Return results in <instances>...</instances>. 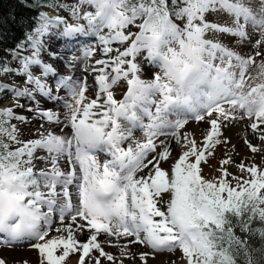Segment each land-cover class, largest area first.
Listing matches in <instances>:
<instances>
[{"label": "snow or ice", "instance_id": "snow-or-ice-1", "mask_svg": "<svg viewBox=\"0 0 264 264\" xmlns=\"http://www.w3.org/2000/svg\"><path fill=\"white\" fill-rule=\"evenodd\" d=\"M20 2L39 11L0 55V77L24 80L0 78V102L12 98L0 108V247L34 250L36 264L176 252L168 264H264V0ZM78 36L95 43L77 48ZM245 119L259 143L246 139L252 158L237 163L223 129ZM190 122L209 125L201 141Z\"/></svg>", "mask_w": 264, "mask_h": 264}, {"label": "bare ground", "instance_id": "bare-ground-1", "mask_svg": "<svg viewBox=\"0 0 264 264\" xmlns=\"http://www.w3.org/2000/svg\"><path fill=\"white\" fill-rule=\"evenodd\" d=\"M212 20H215V19H212ZM215 21H221V18L218 17V20H215ZM62 42L63 41H57V44H60ZM89 42L95 43V38L94 37L78 36L73 41H71V43L73 45H75L77 48H79L83 43H89ZM224 42L231 44V40L227 37L224 38ZM77 54H79V53H77ZM45 58L47 59V57H45ZM153 70H154V67L146 70L145 75L150 76ZM59 71L61 74H67V72H68V70L63 66V64L59 65ZM75 75L77 77H80L81 72L76 71ZM2 79L6 82H11L13 84H23V82H24L23 77H13L11 75L3 76ZM87 81L91 85L93 83L92 76L89 75L87 77ZM125 89H126L125 84H121V86L116 89L114 95L116 96L117 99H122V93L126 94ZM61 95H64V93H61ZM9 106H12V98L0 102V108L9 107ZM44 106L46 108L54 107V105L52 103H49L47 101L44 102ZM59 110L63 111V109H59ZM17 111L20 112L23 110L17 109ZM25 115L30 116L32 114L31 113H25ZM246 122H247V120L245 119L244 121H242L238 124H235V126H231V127H227V128L223 129V137L230 138L231 145H234L235 150L238 152V155L234 156V159L236 161H237V159H241V157H244L245 159H251L252 158V154L250 153L249 148L242 145L238 141L239 139L236 136H240L242 138L243 135H245L247 133L248 138L252 139L253 143H257V144L259 143V141L254 139L252 134L250 132H248L246 125L244 127V124ZM32 124H33V126H38L39 121H33ZM25 129L28 130V128H25ZM54 130L59 132L60 128L55 127ZM65 131H67V129H65ZM186 131L193 133L196 136L198 142L201 141V139H202V124L199 127H197V125L195 123L190 122L186 126ZM135 134L137 137L141 136V132L139 130H137ZM172 148H173V159H176L181 154V148L177 147L175 143L172 144ZM226 148H230V145L218 146L216 148L215 155H214V157H217V159L214 158L217 161L213 160V158H212L208 161V165H205L203 167V173L207 178H212L214 176L220 175L218 169L220 167V160L224 156ZM101 159H103V156H101ZM254 159H255V162L257 164H261L262 162H264V161H262L261 156H255ZM163 167L165 169H168L169 163H164ZM229 170L232 172L236 171L235 168H230ZM134 250L149 251V249H147L141 245H136ZM105 251L118 255V249L116 247L106 246ZM37 255L38 254L36 251L30 250L27 247H24V248L18 247V248H13L11 250H9L7 248L0 247V256L4 257L8 261V264H18L19 262L23 263L24 261H28L29 264H36ZM179 256H180V252H176L174 254H168V253L156 254L155 258L149 259L147 264H168V261H170V260L176 261V258ZM77 259H78V257L76 255H72L70 257V259L67 261V264H76ZM124 264H132V262L125 259ZM135 264H141V261L136 260ZM177 264H180V262H177Z\"/></svg>", "mask_w": 264, "mask_h": 264}, {"label": "trees", "instance_id": "trees-1", "mask_svg": "<svg viewBox=\"0 0 264 264\" xmlns=\"http://www.w3.org/2000/svg\"><path fill=\"white\" fill-rule=\"evenodd\" d=\"M27 2L31 3L32 0H27ZM38 11L39 9L25 7L20 0H0V33L3 34L0 38V55L5 54L3 49H11L23 39L25 28L31 27L33 23L30 18L36 16ZM10 17H15V20ZM253 246L260 247L261 245L258 240H253Z\"/></svg>", "mask_w": 264, "mask_h": 264}, {"label": "rangeland", "instance_id": "rangeland-1", "mask_svg": "<svg viewBox=\"0 0 264 264\" xmlns=\"http://www.w3.org/2000/svg\"><path fill=\"white\" fill-rule=\"evenodd\" d=\"M50 14H52V13H50ZM59 14H61V15H67V13L66 12H63V13H59ZM215 19V20H218V17H210L209 19ZM216 22H221V21H216ZM0 78H3V76L2 77H0ZM247 124H248V121L244 124V127H245V125L247 126ZM45 127H48V125L47 124H45ZM209 127V125H207V124H202V130L203 129H207ZM24 131L27 133L28 132V130H26V129H24ZM239 140V142L242 144V145H244V146H246V144H245V140L246 139H249L248 138V136L246 135H243V137L241 138L240 136H236ZM250 137V136H249ZM29 138V136L26 134L25 136H24V139H28ZM251 138V137H250ZM254 138V137H253ZM255 139V138H254ZM249 140H252V139H249ZM258 141V140H257ZM252 143H253V141H252ZM254 144H257V143H254ZM247 147V146H246ZM239 157V156H238ZM214 158H216L217 159V157H213V160H215ZM212 159V158H211ZM215 161H217V160H215ZM237 161L238 162H240V159H237ZM237 162V163H238ZM100 239H102V240H104V237L103 236H101L100 237ZM18 264H23L22 262L20 263H18Z\"/></svg>", "mask_w": 264, "mask_h": 264}]
</instances>
